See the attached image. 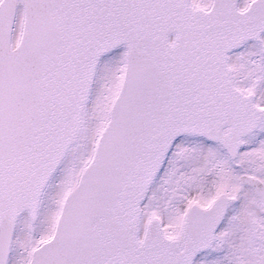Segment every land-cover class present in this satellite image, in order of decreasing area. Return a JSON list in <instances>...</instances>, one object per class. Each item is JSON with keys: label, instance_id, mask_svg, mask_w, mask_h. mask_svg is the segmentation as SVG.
<instances>
[{"label": "snow or ice", "instance_id": "snow-or-ice-1", "mask_svg": "<svg viewBox=\"0 0 264 264\" xmlns=\"http://www.w3.org/2000/svg\"><path fill=\"white\" fill-rule=\"evenodd\" d=\"M0 264H264V0H0Z\"/></svg>", "mask_w": 264, "mask_h": 264}]
</instances>
